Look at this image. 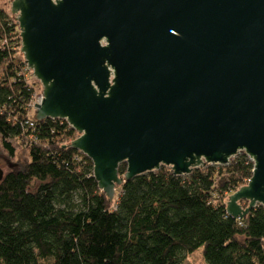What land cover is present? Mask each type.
I'll use <instances>...</instances> for the list:
<instances>
[{
  "label": "water",
  "instance_id": "water-1",
  "mask_svg": "<svg viewBox=\"0 0 264 264\" xmlns=\"http://www.w3.org/2000/svg\"><path fill=\"white\" fill-rule=\"evenodd\" d=\"M11 12L43 88L35 118L78 133L71 147L110 201L163 166L187 176L245 152L253 176L227 213L264 207V0H13Z\"/></svg>",
  "mask_w": 264,
  "mask_h": 264
},
{
  "label": "trees",
  "instance_id": "trees-1",
  "mask_svg": "<svg viewBox=\"0 0 264 264\" xmlns=\"http://www.w3.org/2000/svg\"><path fill=\"white\" fill-rule=\"evenodd\" d=\"M6 6H0V152L20 153L21 162L0 182V264H181L199 250L205 257L220 251V264H264V207L243 219L227 213L229 196L253 176L248 155L187 176L163 166L123 182L110 201L92 161L71 147L78 133L66 120L31 114L39 82ZM126 172L123 163L121 178Z\"/></svg>",
  "mask_w": 264,
  "mask_h": 264
},
{
  "label": "rangeland",
  "instance_id": "rangeland-1",
  "mask_svg": "<svg viewBox=\"0 0 264 264\" xmlns=\"http://www.w3.org/2000/svg\"><path fill=\"white\" fill-rule=\"evenodd\" d=\"M9 1L10 0H0V6L3 7V4H7L6 7L11 8V4H12L13 0L10 2ZM35 87H36L35 88V90H36L35 91V97H36L35 102L38 103L40 101L43 88H42V85L40 84V82ZM31 109H32L31 114L35 115L34 104L32 105ZM20 155L21 154L19 153V155L17 157L13 158V157L8 156L4 152H0V167L4 170L5 175L8 172L17 170L18 166H16V165H17V163L21 162L19 159V157H21ZM234 158H236V157H234ZM234 158H232L231 161ZM117 194H119L118 189L116 191L115 198L117 197ZM218 252H220V251H218ZM218 252L211 250L210 253H208V255L205 257L202 250H199L197 252H194V253L186 256V258H184V260L182 261L181 264H207V261L212 262V264H220L222 262V256L220 255L221 252L220 253H218ZM62 264H69L68 259H65Z\"/></svg>",
  "mask_w": 264,
  "mask_h": 264
},
{
  "label": "built area",
  "instance_id": "built-area-1",
  "mask_svg": "<svg viewBox=\"0 0 264 264\" xmlns=\"http://www.w3.org/2000/svg\"><path fill=\"white\" fill-rule=\"evenodd\" d=\"M28 68V67H27ZM29 70V69H28ZM30 71V70H29ZM31 72V71H30ZM41 98H42V95H41ZM36 102H34V105H35Z\"/></svg>",
  "mask_w": 264,
  "mask_h": 264
},
{
  "label": "clouds",
  "instance_id": "clouds-1",
  "mask_svg": "<svg viewBox=\"0 0 264 264\" xmlns=\"http://www.w3.org/2000/svg\"><path fill=\"white\" fill-rule=\"evenodd\" d=\"M243 204V203H242Z\"/></svg>",
  "mask_w": 264,
  "mask_h": 264
}]
</instances>
